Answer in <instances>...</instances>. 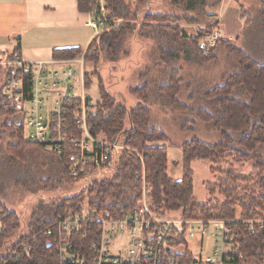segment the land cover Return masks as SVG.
<instances>
[{"label":"trees","instance_id":"1","mask_svg":"<svg viewBox=\"0 0 264 264\" xmlns=\"http://www.w3.org/2000/svg\"><path fill=\"white\" fill-rule=\"evenodd\" d=\"M77 3L84 14H93L97 5L96 0ZM104 3L108 28L93 39L84 54L85 62L99 65L105 60L115 64L128 54L123 49L125 40L135 35L153 42L155 49L151 64L139 72L138 83L128 89L136 104L127 107L100 82L96 105L87 99V122L93 137L102 133L108 142L128 147L138 156L118 151L102 170L87 169L85 176L73 181L68 173L72 151L57 155L26 142L22 128L0 107V198L5 199L10 187L37 198L26 224L23 217L0 201L6 228L0 238V262L18 237L41 234L58 217L79 213L85 202L106 220L119 219L133 210L143 194L152 213L160 218L181 211L184 220L202 219L199 216L226 222L264 219V158L259 153L264 146V2L260 1L254 20L239 6L244 28L253 29L245 44L249 49L220 40L208 57L201 55L199 43L217 27L216 17L209 10L218 7L221 0H170L169 9L175 13L153 11L150 0ZM93 17L97 19L99 14ZM181 23L199 28V34L188 36L179 27ZM255 30L260 37L256 48L251 39ZM219 45L227 50L234 68L226 71L218 83H185L182 69L174 65L184 62L194 68L208 67L215 63ZM80 54L77 49L61 50L54 53L53 59L68 61ZM7 57L3 54L1 59ZM153 106L171 113L178 131L189 138L179 146L182 179L178 182L167 176V150L159 143H170V139L150 123ZM199 125L214 132L216 142L202 141L195 133ZM226 158L250 161L255 177L236 175L229 168L223 171L219 166L227 164ZM199 160H207L210 171L219 174L216 183L205 184L210 197L207 204L193 200L192 164ZM243 183H253L256 191L241 187ZM215 193L222 201L215 199ZM47 194L59 197L46 202L42 196ZM232 231L237 233L234 242L241 252L260 260L264 233L251 235L241 224L232 225ZM72 252L84 255L86 264H90L89 243L74 239ZM9 264H59L54 240L40 238L29 255Z\"/></svg>","mask_w":264,"mask_h":264},{"label":"built area","instance_id":"2","mask_svg":"<svg viewBox=\"0 0 264 264\" xmlns=\"http://www.w3.org/2000/svg\"><path fill=\"white\" fill-rule=\"evenodd\" d=\"M95 13L99 14L97 19L93 17ZM91 15L88 25L97 36L108 28L104 0L97 1ZM219 41L218 31L203 37L199 43L201 55L208 57ZM82 56L61 61L62 66L53 69L42 63H26L16 53L0 59L1 109L22 128L26 142L57 155L71 150L68 173L73 181L85 176L87 169L102 170L118 151L138 156L128 147L91 135L83 94ZM76 86L81 93H76ZM3 217L0 210V238L6 233ZM234 224L245 225L251 235L264 233V219L226 222L160 218L152 213L144 194L133 210L116 220L103 219L85 202L79 213L58 217L41 234L18 237L0 264L17 262L29 255L40 238L54 240L59 264L87 263L84 255L72 252L74 239L89 243L90 264H249L251 259L259 260L244 255L234 242ZM205 234H210L211 250L203 254L199 241V253L194 256L189 244ZM260 255L264 263V250Z\"/></svg>","mask_w":264,"mask_h":264},{"label":"rangeland","instance_id":"3","mask_svg":"<svg viewBox=\"0 0 264 264\" xmlns=\"http://www.w3.org/2000/svg\"><path fill=\"white\" fill-rule=\"evenodd\" d=\"M151 9L156 12H169L175 13L174 10L169 9L170 0H150ZM260 1L264 0H234L233 4L238 3L251 15L252 20L257 16ZM228 27L233 31L238 28L234 18L230 14L227 16ZM255 22V21H254ZM118 24V22H116ZM182 25L184 23H181ZM191 26V25H189ZM240 37L239 42L235 43L240 49L246 50L248 47L245 46L247 40H250L249 34L253 32V29H245L240 24ZM224 30V25H218L217 29L221 34V31ZM198 31V32H197ZM200 29L193 26V28H186V33L188 36H197ZM256 31V30H255ZM101 34L102 32L99 31ZM98 34V35H99ZM225 36L224 33H222ZM221 34V35H222ZM258 30L255 32L252 39V46L256 48L259 44L258 39L259 34ZM221 40V37H220ZM249 44V43H248ZM251 44V43H250ZM124 50L128 51L127 56L120 57L119 61L115 64H110L105 60L99 65H95L93 62L83 63V94L86 99L90 101L91 105H96L100 99L99 95V83L107 88L108 91L120 101L124 102L127 107H133L136 104V99L130 95L129 87L138 83V74L141 70L145 69L151 64L153 58V51L155 45L149 40H144L139 36H131L125 40ZM249 49V48H248ZM155 53V52H154ZM85 54V53H84ZM83 54L78 55L72 60L79 59ZM215 63L211 64L208 67L204 68H194L187 65L184 62H178L174 67L178 66L182 69L181 76L185 83L195 84L197 82L203 83H218L220 82L223 74L226 71H231L234 68V64L227 58V50L223 49L222 46H218V49L215 52ZM76 93H81V89L76 86ZM181 100L184 101V96L181 97ZM164 112V111H163ZM158 106H153L150 115V123L155 126L158 130H161L165 133L166 136L170 139V143H159L161 147L167 148V160H169L167 176L169 178H176L181 176V150L179 146L187 141L188 136L182 135L178 131L177 124L173 121L174 116L171 113H163ZM1 125V123H0ZM90 127V126H89ZM196 135L206 143L216 142V135L210 129L203 127L201 125L195 128ZM98 137L105 140V136L102 133H99ZM259 153L264 158V146L259 148ZM225 162L222 163L219 168L223 171L228 168L232 173L242 176H252L255 177L256 172L253 169V163L247 160H241L238 158H226ZM229 165V166H228ZM211 164L207 160H199L192 164V169L194 172L193 177V200L199 204H207L210 199L209 193L206 190V183H216L219 174L212 173L210 171ZM245 189L255 190V186L252 184L246 185L245 183L240 185ZM7 196L0 198V201L10 210L17 212L18 215L23 217V221L26 224L28 222V216L37 201V198L31 197L30 194L22 192L20 189L9 188L7 191ZM58 198L57 195L47 194L43 195L42 198L45 201L49 202V198ZM215 199L222 201V197L215 193ZM182 212H169L166 214L164 219L178 221L184 220L182 217ZM202 218L200 220H205V217L199 216ZM197 220V219H196ZM211 221V220H208ZM214 221V220H212ZM199 241H202V253L205 254L211 250L210 234H205L204 237L200 240L195 239L189 244V249L193 252L194 256L199 253Z\"/></svg>","mask_w":264,"mask_h":264},{"label":"crops","instance_id":"4","mask_svg":"<svg viewBox=\"0 0 264 264\" xmlns=\"http://www.w3.org/2000/svg\"><path fill=\"white\" fill-rule=\"evenodd\" d=\"M233 1L221 0L218 7L209 10L216 17L217 27L224 25L221 34L225 36L220 34L221 41L231 43L237 42L240 37V24L244 27V21L240 19V5L233 4ZM228 14L238 25L233 31L228 27ZM90 18L91 14L79 12L77 0H0V59L3 54L10 55L18 48L20 59L26 63L59 68L62 60L53 59L56 51L77 49L84 54L96 37V31L88 25ZM179 27L185 33L186 28H193L187 24H180ZM169 179L178 182L182 174ZM249 264L264 263L251 259Z\"/></svg>","mask_w":264,"mask_h":264}]
</instances>
